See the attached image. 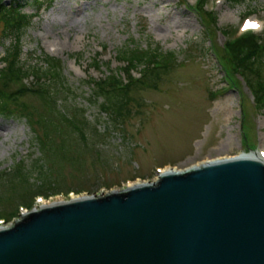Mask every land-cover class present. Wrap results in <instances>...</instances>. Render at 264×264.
<instances>
[{"label":"rangeland","instance_id":"374dc122","mask_svg":"<svg viewBox=\"0 0 264 264\" xmlns=\"http://www.w3.org/2000/svg\"><path fill=\"white\" fill-rule=\"evenodd\" d=\"M16 1L27 15L35 14L37 3L45 2ZM196 1L56 0L49 9L43 6L37 12L21 35L20 62L45 67L43 55L57 59L67 105L83 110L100 136L95 139L86 130L94 150L84 153L82 163H63L50 174L52 183L40 191L48 196L36 199L33 207L153 182L158 170L183 171L205 160L264 151V109L255 105L246 79L220 63L225 42L241 33L239 25L248 12L256 13L252 19H259L262 27L255 34L264 35V0L234 5L211 1L205 8L216 15L214 27L205 26L183 5ZM11 40L2 36L0 27V59ZM133 46L173 52L176 64L155 86L134 87L120 116L106 114L100 108L102 99L94 97L87 80L119 70L123 63L118 52ZM97 58L99 70L91 68ZM260 62L264 77V56ZM137 71L132 73L136 79ZM61 98L60 105L66 106ZM24 101L39 105L31 97ZM68 139L74 150L79 137L74 134ZM41 157L43 152L24 119L0 117V171L9 172L21 160L31 165ZM43 171V175L32 174L30 187L46 182V167ZM21 198L25 193L20 189L14 192L0 186V226L11 225L30 210H18Z\"/></svg>","mask_w":264,"mask_h":264},{"label":"water","instance_id":"95a60500","mask_svg":"<svg viewBox=\"0 0 264 264\" xmlns=\"http://www.w3.org/2000/svg\"><path fill=\"white\" fill-rule=\"evenodd\" d=\"M0 264H264V162L42 205L0 226Z\"/></svg>","mask_w":264,"mask_h":264},{"label":"trees","instance_id":"16d2710c","mask_svg":"<svg viewBox=\"0 0 264 264\" xmlns=\"http://www.w3.org/2000/svg\"><path fill=\"white\" fill-rule=\"evenodd\" d=\"M55 1L45 0L37 3L35 14L27 15L23 12L20 2L13 0L6 5L0 0L2 36L12 38L10 49H7L5 56L0 59V63H4V67L0 69V117L24 119L43 152V157L34 160L31 165H25L21 160L9 172L0 171V186L7 185L14 192L18 189L24 192L26 201L23 200L25 198H21L17 206L22 205L29 209L35 195H45L40 191L52 183L50 174L61 168L63 163H82L84 153L94 150L88 144L86 130H89L95 139L100 136L89 124L83 110L67 105V90L63 86L60 63L57 59L43 55L45 67L24 66L20 62L22 33L43 6L49 9ZM246 1L257 0H227L232 5ZM206 4L207 0H199L196 7L190 10L200 16L205 26L214 27L217 23L216 15L205 9ZM185 7L188 9L187 5ZM223 49L224 54L220 57L222 64L225 63L230 72L241 74L246 79L255 105L264 109V77L260 62L264 56V36L246 33L234 41H226ZM117 58L123 63L117 70L122 71L123 76L117 71H110L98 80L89 78L87 83L93 86L94 97L102 99L100 103L102 112L118 116L125 104L130 101V91L134 87L155 86L161 75L168 72L177 61L175 53H164L158 46L146 50L136 46L125 47L118 52ZM100 63L98 58L93 60L91 68L99 70ZM138 68L141 70L137 71ZM136 71L139 74L137 79L132 76ZM27 80L31 81L30 86L23 83ZM62 95L66 106L60 105ZM30 97L38 101L39 105L26 104L24 100ZM74 134L79 137V142H74V150H71L73 143L68 136ZM44 167L48 171L47 175L43 176L46 182L33 189V183L31 187L29 184L32 174L38 172L39 175H43Z\"/></svg>","mask_w":264,"mask_h":264},{"label":"bare ground","instance_id":"6f19581e","mask_svg":"<svg viewBox=\"0 0 264 264\" xmlns=\"http://www.w3.org/2000/svg\"><path fill=\"white\" fill-rule=\"evenodd\" d=\"M259 155H260V153L257 155L254 152L242 153L240 156H238V158L239 157L248 158V159H254V158H256V159H259V160H261V161L264 162V160H262L261 159V156H259ZM232 158H237V157H232ZM225 159H230V158L221 157V158H215V159H211V160H205L203 162H200V163L194 165L193 167H198V166H202V165L209 164V163H215L217 161H223ZM169 171L173 172L174 170L173 169H164V170H161L162 174H165V173H167ZM134 185H137V184L136 183L135 184H132V186H134Z\"/></svg>","mask_w":264,"mask_h":264},{"label":"snow or ice","instance_id":"6c2138e0","mask_svg":"<svg viewBox=\"0 0 264 264\" xmlns=\"http://www.w3.org/2000/svg\"><path fill=\"white\" fill-rule=\"evenodd\" d=\"M257 27H259V26L256 25L255 23H251V22L246 23V24L244 25V29H245V30H248V29H255V28H257Z\"/></svg>","mask_w":264,"mask_h":264}]
</instances>
